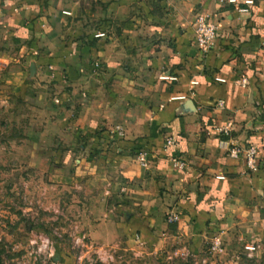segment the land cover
<instances>
[{"label": "crops", "instance_id": "0c3cea01", "mask_svg": "<svg viewBox=\"0 0 264 264\" xmlns=\"http://www.w3.org/2000/svg\"><path fill=\"white\" fill-rule=\"evenodd\" d=\"M198 15L217 30L208 51ZM10 93L50 110L131 225L187 255L218 235L211 264H264V0H0Z\"/></svg>", "mask_w": 264, "mask_h": 264}, {"label": "rangeland", "instance_id": "374dc122", "mask_svg": "<svg viewBox=\"0 0 264 264\" xmlns=\"http://www.w3.org/2000/svg\"><path fill=\"white\" fill-rule=\"evenodd\" d=\"M46 109L29 96L0 97V264H204L201 257H219L207 253L208 243L200 256L175 253L174 243H159L161 235L116 213L99 175L85 176L68 157L73 136Z\"/></svg>", "mask_w": 264, "mask_h": 264}, {"label": "built area", "instance_id": "2783aa9c", "mask_svg": "<svg viewBox=\"0 0 264 264\" xmlns=\"http://www.w3.org/2000/svg\"><path fill=\"white\" fill-rule=\"evenodd\" d=\"M232 1H235V0H232ZM239 11L244 12V11H247V9L239 8ZM193 32H194V42L198 49H200L201 51H208L215 47L217 38H218L217 30L207 16L205 15L196 16V18L193 21ZM246 82L247 80L245 77H242L240 79L241 85L244 86ZM217 131L219 133H222L223 135L229 134V129L227 128V126H219L217 128ZM172 144H173V141H171L170 139L166 141V145H172ZM254 147L246 151V158H247L246 163L249 169L256 168L255 157L256 155H258V152H257V148L255 147L254 149ZM232 155L236 156V152L232 153ZM138 159L141 162H145L144 154L139 155ZM177 165L179 166V168H183L185 166L183 162H178ZM178 219H179V215L177 213L170 212L167 214L168 221H177ZM224 249H225L224 244L220 236L213 235L208 242L207 253L211 257L219 256L224 253ZM209 261L202 260L204 264H206Z\"/></svg>", "mask_w": 264, "mask_h": 264}, {"label": "trees", "instance_id": "16d2710c", "mask_svg": "<svg viewBox=\"0 0 264 264\" xmlns=\"http://www.w3.org/2000/svg\"><path fill=\"white\" fill-rule=\"evenodd\" d=\"M254 145H256L257 152H258V153H260V148H261V147H260V146H258L257 144H254ZM167 146H168V145H167ZM144 147H146V146H144Z\"/></svg>", "mask_w": 264, "mask_h": 264}]
</instances>
